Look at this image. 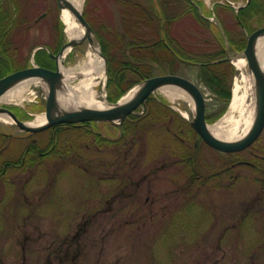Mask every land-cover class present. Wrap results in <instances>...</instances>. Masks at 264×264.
I'll return each mask as SVG.
<instances>
[{"label":"rangeland","instance_id":"374dc122","mask_svg":"<svg viewBox=\"0 0 264 264\" xmlns=\"http://www.w3.org/2000/svg\"><path fill=\"white\" fill-rule=\"evenodd\" d=\"M171 2L181 11L182 4H187L185 0ZM190 2L200 3L207 15L211 13L212 2ZM20 4L35 18L32 28L17 36L25 54L36 44L57 45L60 38L59 50L67 42L57 0H22ZM83 11L98 26L104 22L108 31L116 30L123 37H128L126 27L136 28L132 20L126 24L124 19L133 9L115 0H86ZM220 13L228 26H236L232 11L221 9ZM140 27L145 37H155L151 28ZM171 29L184 52L207 50L211 41L216 44L217 31L201 24L196 10H188ZM107 37L113 39L110 34ZM118 48L112 53L121 58ZM76 58L73 51L66 56V65ZM186 60L172 67L166 62L154 64L152 73L174 71L202 83L195 61ZM233 66L231 100L240 73ZM129 76L132 81L140 80L136 74ZM206 87L210 92L207 116H215L212 124L227 113L231 100L225 106ZM44 100L41 82L30 87L24 100L0 102V106L29 110L33 116L25 118L30 120L43 113ZM179 102L180 108L191 110L189 100ZM174 106L157 90L140 109L142 116L128 121L136 124V132L129 129L119 142L108 146H100L96 132L112 140L121 138V128L110 123L87 126L88 130L65 126L58 132L46 129L30 135L15 124L0 122V134H7L0 145V162L19 160L34 141L46 147L53 133L56 141L53 156L38 159L31 167L17 166L1 177L0 264H264V175L244 163L231 165L237 157L264 165V132L239 154L216 151L191 130L188 118ZM142 125L145 133L138 129ZM67 149L70 159L78 154L76 149L84 159L76 163L55 158ZM184 149L191 152L193 161L179 157ZM87 162H93L92 166ZM193 168L201 176L188 185ZM65 238L68 241L63 243Z\"/></svg>","mask_w":264,"mask_h":264},{"label":"trees","instance_id":"16d2710c","mask_svg":"<svg viewBox=\"0 0 264 264\" xmlns=\"http://www.w3.org/2000/svg\"><path fill=\"white\" fill-rule=\"evenodd\" d=\"M21 1L22 0H0V78L11 72L27 67L30 63L31 53L37 46V44L31 46L28 53L25 54L22 51L24 43L17 40L18 34L23 30H25L23 32L29 31L35 22V18L30 17L26 13V9L24 10L21 7ZM115 1L129 9H133V13H128L127 11V17L124 18L126 24L132 20L131 26L136 27L134 30L126 27L125 34L128 37H123V34H120L116 30L112 32L111 30L108 31L109 28H107L108 26L105 25L104 22L98 26V24L84 12L86 18L94 27L96 34L99 37L104 55L108 58L109 79L107 82V89L108 99L110 101H117L129 88L137 83L134 80L132 81L129 79L130 74L133 73L138 75L140 79L139 81H141L154 74L152 73L154 64H162L163 62H166L169 67H172L174 63L180 61V58H182L185 60H194L195 64L198 66L201 80L218 94V97L222 99L225 106L229 104L232 96L231 80L235 72V67L227 60L216 61L217 59L226 56V42L218 26L209 19L203 17L199 13L198 8L190 2V0H185L187 1V4H182V8H184L183 11L175 8L171 0H148L146 3L137 0ZM180 1L182 2L183 0ZM221 9L233 12L236 26L227 25L224 17L220 13ZM56 10L58 11L57 5ZM188 10H196L199 22L207 28L212 29V27H214L218 33V35L215 36L216 44L213 45V42L211 41L212 44L208 45L211 47L207 48V50H194L189 53L184 52L180 41H178L177 37L172 34L171 27L173 22L181 19ZM215 12L223 24L231 47L235 50L240 51L244 49L247 43V33L253 32L256 28L264 25V0H250L246 6L240 8L238 13H236L232 7L217 4L215 6ZM58 22L61 26V20ZM141 24H145V26L151 28L155 37H145L141 32ZM107 34H110L113 39L109 40ZM60 42L61 39L58 38L57 45L48 44L47 46L52 51L57 52L60 47ZM116 47H119L118 49L122 52L121 58L119 54L112 53V51H114L113 49ZM190 53L191 57L189 56ZM35 60L42 66H54V59L46 49H39L36 51ZM112 88L116 89L115 93L112 91ZM12 109L21 118L29 117L28 113L23 109L14 106H12ZM137 117L138 116L136 115L130 116V118ZM130 118L125 120L124 126L121 129V138L112 140L103 137L101 136V133L96 132V137L100 146H108L114 142H119L125 137L127 132H129V129H133L134 132H136V124L128 122ZM212 118L213 119H211L210 116H207L208 121L214 120L215 116ZM95 124L96 123L91 122L82 126H72V128L84 129L87 126H93ZM64 126L65 125H57L54 130L58 132ZM146 127L148 128V125ZM138 129H140V133L146 132L145 125H142L140 128L138 127ZM4 134L5 133L0 134V138L4 139L3 141H0L1 146L6 140L5 136H7V134ZM54 139L55 133L51 134L50 141L46 147L41 146L39 142H31L23 151L19 160L15 161V164L19 165L21 163V165L31 167L34 165L33 163L35 161H38V159H41L42 161L43 158H46L48 155L53 156V152L56 153V141L54 142ZM76 150L78 154L75 155L73 159H70L68 149L57 152L55 158L58 157L63 159V162L70 160L77 163L84 158L82 153L78 149ZM179 157H181L183 161L185 159L193 161V156L190 151H187V149H184ZM67 158L69 160H67ZM92 163L93 162H87L86 164L87 166H92ZM196 171L195 168L192 169V176L188 181V185L195 184L201 176V174L197 176ZM67 241L68 238H65L63 243H66ZM69 242L71 241L69 240Z\"/></svg>","mask_w":264,"mask_h":264},{"label":"water","instance_id":"95a60500","mask_svg":"<svg viewBox=\"0 0 264 264\" xmlns=\"http://www.w3.org/2000/svg\"><path fill=\"white\" fill-rule=\"evenodd\" d=\"M250 1V0H248ZM59 8H69L73 14L80 20L86 28L84 37L76 40H70L63 44L57 54L51 53L56 60V68L40 66L31 62V66L14 71L0 78V97L21 81L31 78H39L42 83L47 85L45 91V114L47 120L44 124L33 126L27 123V120L20 119L17 114L7 106H0V112L7 113L14 121L16 126L29 133H37L46 130L58 124H79L82 122H109L116 126H122L124 120L140 107L144 101L156 90L164 86H176L188 93L195 105V114L190 120L191 125L195 128L201 138L211 147L225 152L241 151L253 144L261 135L264 129V68L260 63L257 52V43L260 37H264V26L256 29L248 36L246 48L238 52L239 56H245L249 72L252 74L255 86L256 109L253 123L248 132L237 140H224L214 135L207 122V103L204 94L199 85L192 79L179 74H159L145 78L140 84L139 89L130 99L124 100L123 95L118 101L111 102L106 100L109 106L102 109L83 107L80 109L65 110L59 105V89L63 81V73L59 67V58L67 46L75 47L88 39L91 43L96 37L95 30L85 18L83 10L78 9L69 0H57ZM226 43L229 47V41L222 25L219 23ZM98 40V39H97ZM100 54L105 59L100 49ZM233 56L228 53L225 60H233ZM106 86V83H105Z\"/></svg>","mask_w":264,"mask_h":264},{"label":"bare ground","instance_id":"6f19581e","mask_svg":"<svg viewBox=\"0 0 264 264\" xmlns=\"http://www.w3.org/2000/svg\"><path fill=\"white\" fill-rule=\"evenodd\" d=\"M78 9L82 10L86 0H69ZM207 3L212 0H205ZM61 19L65 24V34L67 42L84 37L86 28L73 12L64 7L60 12ZM76 53V61L66 65L65 58L72 52ZM257 52L260 63L264 68V37H260L257 43ZM234 64L240 71L233 89V97L227 113L218 121L209 124L210 131L217 137L224 140H237L244 136L250 129L256 109L255 86L252 74L248 70L245 56H236ZM59 67L63 73V81L59 89V105L62 109L73 110L83 107L102 109L109 106L105 96L104 83L106 78V66L100 46L95 39L91 43L86 39L78 46H67L59 58ZM42 81L39 78L26 79L19 82L1 97V103H16L25 99V93L32 85H38ZM45 91L47 85L43 83ZM139 89V85L133 87L124 96V100L130 99ZM163 94L175 103L178 109L186 118L194 115V102L190 95L183 89L176 86H164ZM190 101L191 110L188 112L180 108V100ZM45 113L36 114L27 123L38 126L46 122ZM0 122L15 124V121L7 114L0 112Z\"/></svg>","mask_w":264,"mask_h":264},{"label":"flooded vegetation","instance_id":"af4514ba","mask_svg":"<svg viewBox=\"0 0 264 264\" xmlns=\"http://www.w3.org/2000/svg\"><path fill=\"white\" fill-rule=\"evenodd\" d=\"M182 61L181 62H185L186 60L185 59H182V58H180ZM264 132V131H263ZM263 132H262V134L260 135V137L258 138V140L261 138V136L263 135ZM257 140V141H258ZM256 141V142H257ZM255 142V143H256ZM254 143V144H255ZM253 144V145H254ZM253 145H251L250 147H252ZM249 147V148H250ZM249 148H247V149H245L244 151H246V150H248ZM1 151V150H0ZM241 152H243V151H241ZM241 152H236V153H230V154H239V153H241ZM0 156H1V154H0ZM264 158V157H263ZM231 159V161H232V158H230ZM15 161H16V159H11V158H6V159H4V161L2 162H0V180H1V177H2V175L4 176V175H6V173H7V171L8 170H10V169H14V168H16L17 166H21V163L18 165V164H15ZM22 161H24V160H22ZM237 163H244V165H247V166H249V167H251L252 169H253V171H258V172H260V173H262L263 175H264V165H261V164H259V163H257V162H254V161H250V160H245V159H240L239 157H237V158H235L234 159V162L231 164L232 166H235V164H237ZM229 167V166H228ZM224 169H227V168H224ZM262 181H264V178L262 179ZM263 190H264V183H263Z\"/></svg>","mask_w":264,"mask_h":264}]
</instances>
